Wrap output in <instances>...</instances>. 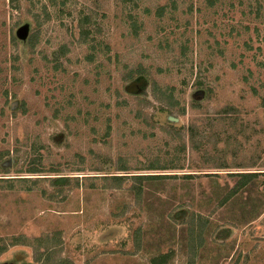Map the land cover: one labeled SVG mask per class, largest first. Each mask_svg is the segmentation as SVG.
Segmentation results:
<instances>
[{"label": "rangeland", "instance_id": "rangeland-1", "mask_svg": "<svg viewBox=\"0 0 264 264\" xmlns=\"http://www.w3.org/2000/svg\"><path fill=\"white\" fill-rule=\"evenodd\" d=\"M0 264H264V0H0Z\"/></svg>", "mask_w": 264, "mask_h": 264}, {"label": "trees", "instance_id": "trees-1", "mask_svg": "<svg viewBox=\"0 0 264 264\" xmlns=\"http://www.w3.org/2000/svg\"><path fill=\"white\" fill-rule=\"evenodd\" d=\"M137 73H139V72H137ZM242 174H246V173H242ZM67 177H53V180H55V181H58V182H63V181H66L67 179H66Z\"/></svg>", "mask_w": 264, "mask_h": 264}]
</instances>
